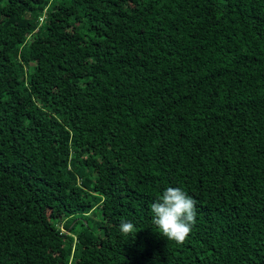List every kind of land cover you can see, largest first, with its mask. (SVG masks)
I'll return each instance as SVG.
<instances>
[{
    "label": "trees",
    "instance_id": "16d2710c",
    "mask_svg": "<svg viewBox=\"0 0 264 264\" xmlns=\"http://www.w3.org/2000/svg\"><path fill=\"white\" fill-rule=\"evenodd\" d=\"M0 264H264V0H0Z\"/></svg>",
    "mask_w": 264,
    "mask_h": 264
},
{
    "label": "clouds",
    "instance_id": "9594fccd",
    "mask_svg": "<svg viewBox=\"0 0 264 264\" xmlns=\"http://www.w3.org/2000/svg\"><path fill=\"white\" fill-rule=\"evenodd\" d=\"M151 224L157 233L177 245H182L196 222V201L181 188H166L150 206ZM119 231L135 237L137 230L131 221L122 219Z\"/></svg>",
    "mask_w": 264,
    "mask_h": 264
},
{
    "label": "rangeland",
    "instance_id": "374dc122",
    "mask_svg": "<svg viewBox=\"0 0 264 264\" xmlns=\"http://www.w3.org/2000/svg\"><path fill=\"white\" fill-rule=\"evenodd\" d=\"M96 214H97V217H92L91 219H90V224L93 226L94 225V223H97V221H99L100 220V214H99V211H96L95 212ZM94 221V222H93ZM95 226V225H94Z\"/></svg>",
    "mask_w": 264,
    "mask_h": 264
}]
</instances>
